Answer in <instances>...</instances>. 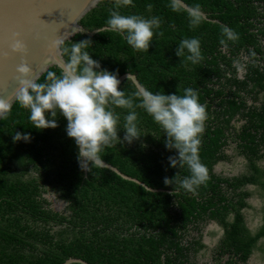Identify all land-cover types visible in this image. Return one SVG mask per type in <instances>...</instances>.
Here are the masks:
<instances>
[{"label":"trees","instance_id":"obj_1","mask_svg":"<svg viewBox=\"0 0 264 264\" xmlns=\"http://www.w3.org/2000/svg\"><path fill=\"white\" fill-rule=\"evenodd\" d=\"M184 1L199 4L217 21L205 19L193 28L187 13L171 10L170 0H133L134 6L120 9L123 15L157 16L162 21L148 51L133 49L121 34L108 29L93 36L78 33L62 44V50L90 39L87 51L99 61L97 71L118 72V77L135 74L153 93L183 95L186 88L194 89L207 106L199 156L209 180L195 192L175 183L165 185V177L179 173L182 179L190 172L187 166H170L168 157L176 150L165 147L163 129L139 107L115 112L123 141L124 117L136 111L140 139L114 142L100 153L101 159L148 186L170 192L147 190L104 167L87 164L85 175L78 146L66 133V118L58 112V127L39 130L30 122L29 111L15 101L7 117L0 119V264H60L70 257L91 264H199L197 251L204 244L201 234L191 232L201 231L211 219L223 230L215 247L218 264H248L254 251L260 252L264 264V243L257 245L264 238V204L262 224L254 232L241 211L251 207L249 186L257 187L256 193L264 198V10H258L264 8V0ZM110 9L114 0H101L81 24L90 30L107 25ZM225 25L238 39L223 34ZM189 38L201 42L203 59L197 64L186 60L187 50L185 57L176 55L181 40ZM235 61L245 62L242 78ZM48 71L59 74L60 69L50 67L37 81L44 82ZM120 90L131 96L137 88L126 79ZM16 131L30 133V141H14ZM238 156L246 162L232 174ZM218 163L232 168L216 171ZM52 192L66 202L63 211L50 206L46 195ZM225 254L228 258L222 262Z\"/></svg>","mask_w":264,"mask_h":264},{"label":"clouds","instance_id":"obj_2","mask_svg":"<svg viewBox=\"0 0 264 264\" xmlns=\"http://www.w3.org/2000/svg\"><path fill=\"white\" fill-rule=\"evenodd\" d=\"M134 6L133 0H114V9H110L107 20L108 30L121 34L133 49L148 51L161 28V19L157 16L146 18L142 15H123L121 8ZM169 7L173 12H185L189 17L190 26L195 28L205 19L201 6H189L184 0H170ZM149 11L152 5H147ZM174 28L175 25L173 24ZM223 34L229 40L238 39L234 30L222 26ZM163 35V32H159ZM62 40L54 42L59 47ZM225 41L221 40V44ZM92 45L90 39L73 42L70 47H63V55L58 67L59 74L48 71L44 82H38L30 77L32 67L24 61L17 67L18 87L14 97L18 104L30 113L29 120L33 127L39 130L58 127V112L67 120L66 133L74 139L79 149L78 158L81 167H104L106 163L100 153L114 142L131 144L142 136L138 127L136 111H130L124 117L123 141L118 135L120 116L115 108L134 109L143 108L153 120L163 129L166 136L165 147L176 150V155L169 156L168 161L173 168L187 166L190 175L164 178L165 185L177 184L180 188L195 192L209 180V170L201 162L199 150L202 143L201 136L205 131L208 119L207 106L201 104L198 93L192 88H186L183 95L153 93L137 85V90L126 95L120 90L121 80L118 72L100 70L99 61L94 60L87 49ZM14 53L27 54V47L18 37L11 44ZM192 64L202 59L201 42L199 38L183 39L176 49L178 57H185ZM129 81L130 74L127 75ZM139 101V103H135ZM12 104L9 99L0 98V119H5L11 112ZM51 116V119L49 118ZM31 134L16 131L14 141L28 142ZM176 189L173 194L175 195Z\"/></svg>","mask_w":264,"mask_h":264},{"label":"water","instance_id":"obj_3","mask_svg":"<svg viewBox=\"0 0 264 264\" xmlns=\"http://www.w3.org/2000/svg\"><path fill=\"white\" fill-rule=\"evenodd\" d=\"M100 1L0 0V98L9 99L12 105L16 101L14 93L19 86L17 67L24 61L32 67L30 77L38 80L50 67H58L61 59L66 60L62 51V44L65 41L71 40L78 33L93 36L100 30L108 29V26L104 25L90 30L81 24V19ZM205 16L208 20L217 21L209 18L206 13ZM17 37L26 45L27 54L12 52L11 44ZM58 39L62 40V43L59 47H54V42ZM128 74L135 87L137 85L144 87L135 74L128 72L118 77L121 83L127 79ZM105 163L104 168L114 171L124 179L143 185L147 190L169 191L148 186L137 178L123 173L116 166L106 161ZM84 166L87 168V164ZM82 169L86 175L87 170ZM72 262L91 264L75 257L67 258L60 264Z\"/></svg>","mask_w":264,"mask_h":264},{"label":"flooded vegetation","instance_id":"obj_4","mask_svg":"<svg viewBox=\"0 0 264 264\" xmlns=\"http://www.w3.org/2000/svg\"><path fill=\"white\" fill-rule=\"evenodd\" d=\"M258 10H259V12H263L264 8L262 6H259V9ZM262 16L263 15L260 14L258 16V18H263ZM234 64L236 66V72H237L238 76L240 78H242L243 77V74L245 72V69H244L245 62L244 61L243 62L242 61H239V62L238 61H235ZM262 93H264V91H262ZM233 123H236L237 124L236 121H233ZM228 152L232 153L233 150L232 149H228ZM238 157L241 160L242 166H238L237 165V168L234 169V168H232V165H230V164H226V166L222 167L221 164H223V163H218L215 166V170L216 171H220L223 168L225 170H231V168H232L233 169V171H232L233 173L232 174L238 172L239 170L243 169V167H244L243 165L246 162L245 157H243V156H238ZM261 163L264 164V160H262ZM227 165H229V167ZM248 188L250 190H253V196H250V197L247 198V200H248L249 204L251 205V207H249V208H242L241 211L244 214V218H245V221H246V225L251 229V231L254 232L255 228L262 224L263 213H262V211H260V209L262 208V206L264 204V198L260 197L256 193L255 190L258 189L257 187H255V186H249ZM52 193L55 195V197H57L59 199L58 193H54V192H52ZM52 193H49V194L46 195L47 198L51 202L50 206L54 210L63 211V209L65 208L66 202L64 200H62V199H59L63 203L64 207L61 210L60 209H57L56 205L54 206V204L57 203V202L54 201L55 199H51L52 198V196H51ZM253 197H256V200H260L261 201V205L260 206H256L253 203ZM248 212H251V214H252V216L254 217V220H255V223L250 224V225L247 223V219H246L247 218L246 217V214ZM222 233H223V230H222L221 226L218 224V222L215 219L208 220L206 222V224L203 225L201 231L191 232V235H193V236H199V234H201V237H200L201 238V242L204 244V247L201 248L199 251H197V257H196V259H197V261H198L199 264H218L217 263L218 260H217V258H215V255H216V253H215V247H216L217 242H218L220 236L222 235ZM207 234H209V235H207ZM210 235L213 236V243H212V245H209L207 243V241H206L207 236H210ZM260 243H264V238H260L258 240L257 245H259ZM257 252L258 251H254L252 254L257 253ZM258 253L260 254V252H258ZM201 255L203 256V258L200 257ZM206 256H209V258H206ZM222 256H223L222 262H225L226 259L228 258V255L225 254V255H222ZM248 260H247V263L249 262ZM248 264H250V263H248Z\"/></svg>","mask_w":264,"mask_h":264},{"label":"rangeland","instance_id":"obj_5","mask_svg":"<svg viewBox=\"0 0 264 264\" xmlns=\"http://www.w3.org/2000/svg\"><path fill=\"white\" fill-rule=\"evenodd\" d=\"M222 167L226 166L225 164H221ZM220 165V166H221ZM237 165L238 166H242L241 164V160L240 158L238 157L237 159H235V164H234V169L237 168ZM229 167V165H227ZM52 198L51 199H55L54 201L57 202L54 204V206L56 205L57 209H63L64 205L63 203L57 198L55 197V195L52 193L51 194ZM253 203L256 205V206H260L261 205V201L260 200H256V197H253ZM246 219H247V223L250 225V224H253L255 223V220H254V217L252 216L251 212H248L246 214ZM253 217V218H252ZM209 235V234H207ZM206 241L209 245H212L213 243V236H207L206 238ZM200 257L203 258V256L201 255ZM206 258H209V256H206ZM250 264H262L263 263V259H262V256L257 252V253H254L250 256L249 260H248Z\"/></svg>","mask_w":264,"mask_h":264}]
</instances>
